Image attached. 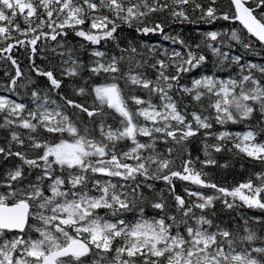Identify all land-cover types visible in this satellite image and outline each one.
Wrapping results in <instances>:
<instances>
[{
	"label": "snow or ice",
	"instance_id": "obj_1",
	"mask_svg": "<svg viewBox=\"0 0 264 264\" xmlns=\"http://www.w3.org/2000/svg\"><path fill=\"white\" fill-rule=\"evenodd\" d=\"M217 5L218 0L207 5L203 0H0V59L15 68L6 90L35 83L11 55L17 47L28 49L30 71L49 82L47 89L31 90V107L0 96V130L7 133L0 143V163L19 161L0 172V264H264V237L247 219L241 235L222 228L210 218L215 212L206 211L217 200L227 209L237 207L238 200L239 207L264 211V171L229 189L205 179L203 167H196L197 162L215 165L212 153L225 150L228 142L232 147L227 151L235 149L234 155L264 164V140H258L264 132V65L244 64L243 55L223 51L232 42L251 50L252 38L264 47V0H228L226 10ZM217 20L238 22L242 28L209 31L195 48L165 32L171 24ZM122 27L138 35H161L181 50L164 48V58L148 64L137 59L143 53L131 41L120 48L117 32ZM69 32L92 45L112 41L121 55L106 57L94 48L86 66L58 39ZM49 40L56 42L51 51L61 57L62 77H79L85 70L88 79L105 75L106 82L91 85V91L73 89L77 96H92L91 104L60 93L63 80L35 63ZM141 47L153 55L157 51L155 46ZM201 47L217 58V67H237L238 77L212 74L193 79L191 87L181 84L185 74L208 63ZM145 66L154 70L155 78L137 71ZM21 79L26 83L18 85ZM68 108L76 111L70 116ZM80 113L91 126L81 127ZM112 113L119 117L115 126L107 122ZM254 113L260 119L246 132H204V160L188 152L190 138L211 130L213 121L237 124ZM210 137L216 143H208ZM174 179L214 189V194L185 188L187 197L195 198L186 199L175 193ZM155 181L169 186L174 204L160 193L155 198L145 193L153 191L150 182ZM145 206L159 215L146 216ZM100 209L113 219L99 215ZM128 213L136 214L133 220L125 218ZM252 219L264 227V217Z\"/></svg>",
	"mask_w": 264,
	"mask_h": 264
},
{
	"label": "trees",
	"instance_id": "obj_2",
	"mask_svg": "<svg viewBox=\"0 0 264 264\" xmlns=\"http://www.w3.org/2000/svg\"><path fill=\"white\" fill-rule=\"evenodd\" d=\"M205 5H207L208 0H203ZM228 0H218V7H221L222 9H227ZM199 16V13L197 12L194 15V19ZM18 22L21 24V27H25L23 24V20L18 17ZM86 27V26H85ZM242 26L239 25L238 22H231V21H224V20H217L216 22L212 24H206L203 21H199L194 24H171L165 27V32L172 34V35H179L182 38H184L189 44L195 48L196 44L201 43L202 40L205 39V33L209 31H228L231 29H241ZM47 31V29H45ZM242 35H246V32H242ZM117 35L120 37L119 39V45L120 48H127L129 41L132 42L133 46L137 47L141 53H143L142 56L137 57V59L140 60H147L148 64H151L154 59H163L164 57L161 55V51L164 48H167L169 51H171L173 48L177 50L180 49V45L176 44L173 45L169 41L163 40L161 35H153L149 34L147 36L144 35H138L134 29H128L127 27H122L118 30ZM58 39L61 41L62 44L65 45V48H70L75 50L76 56H78L79 60L83 62L84 65L90 64L93 57L91 56V51L95 48L98 50H102L106 53V57H111L112 55L120 56L121 53L119 49H117L116 44L112 41H101L99 45H92L88 43L87 41H84L82 38L75 36L73 33L69 32V35L67 37H58ZM222 39H226V37H222ZM215 43V42H213ZM252 43L254 47L251 50H245L242 46L236 44L235 42H232V48H223V51L230 52L231 56L235 55H243V60L241 61L244 64L253 63L257 65H264V47H262L257 41H255L254 38H252ZM83 45V48L81 47ZM142 45H148V46H155L157 51L155 54L148 53V49L141 47ZM40 47V44L38 42V48ZM57 47L55 41H47V44L45 48L40 51L35 59V63L39 65L41 68L45 70L53 69L54 75L57 76V78H60L63 80L62 86L59 89V92L68 96L70 99H74L78 102L82 101H88L89 104H91L93 97L92 96H77L73 89L78 88L80 86H84L91 91V85L94 84H102L106 82V77L104 74H101L100 76H92L91 79H88L90 76V73L88 71H82L81 75L79 77H62L60 75V61L61 57L57 53H53L51 51V48ZM62 48H57V52L63 51ZM199 51L203 52L207 58L208 63L205 65H202L200 68H197L193 70L192 72L185 74L183 78L181 79V84H186L187 86L191 87V83L193 79H199L201 76L204 75H212L215 74L220 79H227L229 76H232V78L238 77V68L229 64H225L222 68H219L216 66L215 61L216 57H214L210 51L204 47H201ZM7 55V54H5ZM11 55L17 59L18 64L20 65V68L22 72L25 73L26 76H31L32 79L35 81L32 85L20 88L17 87L15 92L7 91L10 87V79L15 76V68L12 66L10 61L0 59V96H5L11 100H14L16 102H23L29 107L32 106L31 99H30V92L33 89H47L49 87V82L45 77L37 76L35 72L30 71V61L28 58V49L25 48H14ZM125 56L128 55V53H124ZM67 57H64L66 59ZM127 62L122 61L121 67H126ZM137 71H144L147 73L149 77L155 78V72L150 67H143L140 69H137ZM259 76V73H257ZM88 80V83L85 84L84 81ZM22 82L26 83L23 79L18 80L17 84H21ZM121 83H123L121 81ZM137 95L143 96L144 93L138 91L136 93ZM50 95L57 101L60 100L59 95L56 94V91L50 92ZM190 97H185L184 101L185 103L190 102ZM205 106L207 105L208 101L207 99L203 102ZM193 110V107H189V112ZM196 111H200L199 108H195ZM69 115L71 116L73 112H75V109L68 108L67 109ZM105 111H111L108 109H105ZM208 113L205 112L204 115H207ZM114 117L115 119H113ZM73 119H77V117H73ZM96 119V118H93ZM188 119H191V116L188 117ZM260 117L258 113H254V116L251 120H246L237 124L228 123L224 126H221L219 124H216L215 121H213V128L211 130H201L200 134H198L195 137L190 138V140L187 142V150L191 153V156L193 159L196 157H199L200 160H204L205 156L203 153V147H202V141L204 139V132L211 131L213 133H218L222 131H229L231 133H242L249 130L250 125H256L259 121ZM119 117L116 116L115 113H112V116L108 118V123L113 124L115 126V121H118ZM81 127L88 125L91 126V122L87 115L85 113L79 114V120ZM7 133L0 130V143H3V137ZM98 135V133H96ZM141 140H144L146 138L140 137ZM258 140H264V132H261L258 136ZM208 143H216V140L212 137H210L207 140ZM127 143V142H125ZM123 147V145H121ZM160 148H163L164 145H159ZM231 142H228L225 150L219 152V153H212L213 158L217 161L215 165H208V166H202L199 162L196 163V167L199 169L203 167V171L207 173V176L205 179L211 180L212 182L216 183L219 186H223L226 188L231 189L233 186L238 185L240 182L246 181L250 175H252L255 172H261L264 171V164H261L258 161H254L251 158H248L247 156H244L243 154L234 155L233 152L236 150L234 149L233 152L227 151V148H231ZM186 156V154H185ZM19 163L16 158H11L10 161H4L3 163H0V172H2L6 167H8L10 164H16ZM227 163L229 166L227 168L221 167V165ZM177 164H179V161H177ZM35 175V173H33ZM98 179H106L97 177ZM253 179H255L253 177ZM153 183V191L151 193L148 192V189H145V193L149 195L150 198H155L157 193L162 194L167 202L169 204H174V200L170 192L168 191L169 186L165 184L163 181H155L150 182ZM173 183L175 184V193L178 195H181L182 197L186 199H195L188 198L187 193L185 192V188H189L192 191H199L204 194H214V189L211 188H200L195 185L190 184L186 181H181L179 179H174ZM228 199H231L229 197ZM237 207L233 209H227L224 207V205L221 203V201L217 200L215 201L214 208L211 210H206L209 212H215V216H210L214 220L215 223L220 224L222 228H227L230 231L233 232H239L241 235L244 234V220L247 219L249 221V227L253 228L257 231L258 235L264 237V227H261L260 225L256 224L255 221L252 219L253 217H264V211H261L259 209H249L247 207H239L240 202L237 200ZM170 211H174V209H170ZM199 210H197L198 212ZM99 215L104 216L105 219H113L110 216H107L106 210L100 209L98 210ZM145 215L146 216H153V215H159L157 210L152 209L150 206H145ZM136 216L135 213H128L125 214V218L128 220H133ZM9 236L13 235L12 233L8 234ZM33 237H36V234L33 232L31 233ZM245 247L247 245H244ZM256 246H260V243L257 242Z\"/></svg>",
	"mask_w": 264,
	"mask_h": 264
},
{
	"label": "rangeland",
	"instance_id": "obj_3",
	"mask_svg": "<svg viewBox=\"0 0 264 264\" xmlns=\"http://www.w3.org/2000/svg\"><path fill=\"white\" fill-rule=\"evenodd\" d=\"M5 97V96H4ZM9 99V98H8ZM243 133V132H242ZM206 195H213L212 193H210V194H206ZM35 233V232H34ZM36 234V236L38 235L37 233H35Z\"/></svg>",
	"mask_w": 264,
	"mask_h": 264
}]
</instances>
